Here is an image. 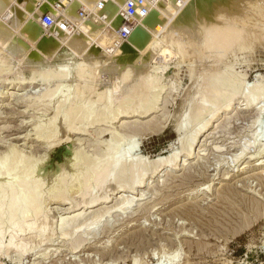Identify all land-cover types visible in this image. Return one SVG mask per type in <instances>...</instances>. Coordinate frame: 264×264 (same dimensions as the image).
Segmentation results:
<instances>
[{
  "label": "rangeland",
  "instance_id": "obj_1",
  "mask_svg": "<svg viewBox=\"0 0 264 264\" xmlns=\"http://www.w3.org/2000/svg\"><path fill=\"white\" fill-rule=\"evenodd\" d=\"M11 1H13L14 4H21V7L22 5L23 7L25 6V9L28 6L27 4L31 3L30 7L33 10V14L31 11V15H33L31 18H37L36 20L38 23L40 21V17L38 18L40 14L38 13L42 12V10H48L56 17H58V15H62L63 13V17H59L58 19L59 22L63 18H67L71 23L70 26L74 27L77 19L87 17V15L88 17H91L92 12L99 13L98 17L100 18V21L96 25L98 28L96 31L99 34L96 31L92 32L95 37H90L91 39L89 38L88 42L91 44L87 42L88 50L93 49L89 51L91 53H96L99 51L102 52L104 49L103 51L106 53L104 55H109L107 57H110L111 55V57L114 58L113 63L116 60L114 66L115 64L117 66L109 67L105 65L96 70V78H94L93 81L95 84H98H96L98 90H107L108 87L109 89H112L114 85L112 82H115L116 75L118 74L115 72L119 71L120 65L133 63V60L135 61V57L139 54L140 56L146 57L144 58V62H150L149 64L153 66L158 67L165 65V71H162L157 67H155V69L150 68L149 71V73H154L155 70L153 75L157 74L158 78L162 81L161 83L163 84L164 82L165 86L162 85L163 88H161V84L158 85L160 81L158 82L156 80V82L150 84L152 85L151 87L149 86L150 89L148 88V91L151 93L147 92V94H152L149 97H153L155 101H157L158 97L160 98H158L159 103H157L158 109L155 110L156 112H150L148 113L149 115L142 114V116L139 112V116H132L128 118H121V116H118L117 118H113L114 114H109V111L114 105H111L110 101L107 99V97H110L112 93L110 94V92H107L110 96L106 93L107 95L105 94L104 96L107 97L105 98L103 96L104 100L102 98V100L98 101L94 98L96 97L95 94L92 95V97L91 94L93 93H87L86 89H83L87 86L86 84L91 81V77L87 72H83L81 74L77 72V65L75 64L80 61V57L77 56V53L76 55L72 50L68 49L69 46L66 44V41L68 40H65L66 43L63 41L65 44L63 42L56 44V46L59 44L61 45V43L63 45H61L62 47L60 45L56 47V49L59 50H57L58 58H52V56L50 57V55H47L49 58L46 59L45 54L47 53L42 50V44L40 43L41 40L38 41V43H33L32 45L29 37H25V34H23V32H26L24 30V26L13 25L11 28L9 27L8 30V36L10 37L9 43L10 45H20L19 47L22 50L21 55L25 56V53L27 52L26 55L28 56H26V58L28 57V60L41 58L44 55V59L42 58V60L45 61L42 63H45L42 65L44 68L49 66L47 69H50L53 68V63L49 62L50 59L58 61L62 58L61 55L67 52L73 56L69 64V72L66 71L69 75L67 74L68 77L66 79L64 78V85L61 86V90L59 89L58 91L56 90L58 89V87L56 88V83L57 86L59 84L58 77H48L47 80H35L34 82L25 80L27 81L26 84L19 83V77L29 78L31 74V72H28L25 68L23 69L25 71L24 74L22 72V74L20 73L21 70L19 72H12L10 77L11 79H14V82L13 84L6 85L4 84L6 81L4 82L3 79L8 76V74H0L1 159H4L3 157L6 158V154H11L12 157L9 156V158L14 162L9 160L11 163H9V165L13 164L12 166L15 167L18 161L15 160V155L17 153H19L18 156L21 154L23 155L24 153L27 158L28 156L30 158L32 157L31 160L33 159V161H42L43 158L41 157L45 156L46 158L48 155L46 161L43 163V160L37 166L36 170L38 173L36 174V170L34 173L36 175L41 173L43 176L47 175L46 177L44 176L45 181L47 180L44 184V190L47 189L49 191L51 190L48 186H51L54 182L53 180L57 177L56 175L61 173V168H63L64 165L68 166L69 169L71 168L69 160L73 157L72 155H74L72 154L74 153L72 152V149H80V151L85 154L87 158L91 157L90 159L88 158V160L95 159L94 161L96 162H99L100 160L105 161L106 157H110L112 154L117 156L126 154L129 158L141 157L142 159L148 158L147 161H154L160 156H169L171 153L174 152L173 154H176L178 151V153H180L178 161L180 165L175 170L171 167L162 165L156 173V176L153 178H151V170H146L145 174L147 173V176L145 175L144 179H148V181L144 184V186L135 189L136 191L134 192H129L130 190L128 187H118L119 185L117 182L119 180L117 177H113L114 175L108 178L106 183L105 181H103L104 183H96L92 180V183L91 181L88 182L90 187L89 191L91 189L92 192L88 191L89 193H86L88 195L91 194V198H95L100 195H106V197L108 194V196L111 195L108 197V202L97 204L96 207L93 206V208H87L84 205L86 197L83 196H86V194H82L84 191H81L80 193V190L82 189L79 188L80 186H77L80 185L79 182H81V171L79 170L80 173L72 171L69 174L70 177H68L69 175L67 176V179L72 178V173H74L78 178L80 176L81 177L79 178V181H76V179L78 180L76 176H73L71 179L72 181H67L66 185L69 183L72 188L74 186V190L69 186V189H67L68 187L65 188L66 185H64V189L71 191L68 192L70 195L67 194L68 199L66 198V195L65 200H62L61 198L58 199V197L56 199L54 192H52V194L54 193L52 195L51 192L49 193L45 190V193L43 190L47 196L44 193V196L41 195L44 197V199L42 198V201H45L44 205L41 201L42 206L43 208L44 206L46 207L44 208L45 211H49H47L48 213L46 212L49 214V219L47 220L48 228L44 234L45 236H39L37 233H27L20 236V238L26 239V241L31 244L29 245L30 249L25 252V254H20L17 248L13 247L7 251V254H0V264H134L135 259L140 261H138L139 264H264V176H260L261 169L259 168L261 167L257 164L256 159H252V155L256 154L261 145L264 143V138L258 137L255 134L258 130L264 128V111L262 114L260 113V115L257 110L259 107L264 105V98L261 99V102L258 100L256 103L257 105L255 104L247 107L246 104L248 101L245 100L246 98H244L243 95L237 96V99L233 102L231 109L223 114H220V109H218L219 113L217 110V108L220 107V105H217V102L219 101L210 102L211 105L208 102V105L205 107L209 106L210 108L208 107V109H205L206 112H203V116L201 115L199 118L194 119H191L190 117L189 120L191 122L184 124L185 126L183 125V122H179L185 119V111L188 112L190 110L189 104H194L196 97L197 100L201 97L200 82L204 73H206V69L210 66L212 67V65H215L214 68L218 67L216 69L220 72H223L224 70L225 72L235 74L236 77L246 81L245 84L251 85L252 83H258L264 87V38L257 42V44L248 42L250 44H245V46L235 49V51L237 50L236 52H230L228 50L225 52L227 55H224L225 53H221L222 56L219 52L220 56H218V53L215 51L217 49L211 47L201 48V46L195 45L188 47V44L186 45L185 43L183 44L184 46H182V44L180 46L174 45L172 47V51L175 53L173 52V55L171 54L168 56V60L164 59L162 54H160L161 52L159 50H161V46H157L153 51L154 53L151 52L150 55L148 53L146 54V52H142V55L139 53V50L135 49V54H131L129 56L120 54L119 56L120 43L122 41H126L127 39L130 40L136 36V32L142 26L141 23H143L146 17L138 20L134 31L127 39L118 40L119 25L121 23L120 18L118 16L114 28L111 23H106L108 19L103 20L102 14L104 9H99V0L93 2V7H90V9L86 3L82 4L79 0H76L73 3H69L67 0H60L58 5L56 4L57 1L47 2L43 5V8L36 7L37 0ZM175 1L178 2L176 3L178 11L175 16H184L187 11L186 9H188L192 0ZM244 1L241 4V8L243 7L242 10L246 12H240L242 10H240L238 14L235 12L237 15L234 18L239 19L240 17L247 16L250 18V23H252V21L259 20L258 22L261 23L260 25L262 27L258 30L264 32V22H261L264 20V9H261L260 14H251L252 6L250 7L247 2L248 0L246 2ZM162 2L164 1L162 0ZM262 3H264V1H262ZM65 5H67V7L59 8ZM80 6H83L85 10L83 15L78 11L80 10ZM58 9L60 10L58 11ZM156 9L157 7L153 6L147 17L152 15ZM9 10L2 12V15L0 14V18L3 23L2 24L0 22L1 32H4V23L8 22L13 15V13ZM55 11H57V13ZM9 13L11 15H9ZM34 14L37 17L34 16ZM4 15L9 16L6 17ZM101 21L102 23H100ZM40 23L38 24L40 25V28H44ZM249 25L252 27V24ZM104 26L107 29L104 28ZM74 27L73 30L71 29L70 32H67V34L65 32L66 38L70 39L72 35H78V33L80 35V30L77 29L75 31ZM100 27L102 28L100 29ZM251 27H248L249 30L254 29ZM200 28H202L201 25L196 24L194 26V30H199V32H201ZM13 29L19 34L13 31ZM17 29L19 30L17 31ZM44 29L46 30V28ZM56 29L57 27L53 28L51 31L46 30L45 36H56V32L59 34L58 29ZM52 31H54V34H52ZM72 31H74V33ZM77 31L79 32L77 33ZM102 31L106 35L108 45H110V42L111 44L113 42L116 46L112 44L110 45L111 48L107 47L106 49L104 44L101 45L103 42L101 43L100 41L105 39V36H102L104 35L101 33ZM112 32L113 35L111 36ZM70 33L71 35H68ZM99 35L100 37H98ZM108 36H111L110 38L114 41L109 39ZM101 37L103 38L102 40L100 39ZM94 38L96 39V42L93 40ZM20 39L23 42H21ZM199 39H201V36ZM199 39V43L202 44V39ZM26 40L28 41L25 43ZM95 43L99 44L97 45ZM36 44H39L38 48ZM30 45H32V47ZM33 46H36V48ZM181 46L183 47L181 48L182 50L180 49ZM113 47L114 49H117L114 50ZM194 47H196V49ZM40 50L42 51L41 53ZM23 51L25 53H23ZM33 53L35 54V57H33ZM38 53L39 56L36 57V54L38 55ZM225 56L228 57L223 59ZM219 58L221 60L223 59L222 63H220L221 60ZM164 60H166V62H163ZM218 63L221 66L217 65ZM226 65H228L227 68L229 67L228 70ZM77 76L81 77L79 78ZM164 77L165 79H163ZM21 81H23V79ZM50 88H55L54 91H57L56 94L54 93V95H52L53 98L51 96H48L47 98L42 96L47 92V89L48 91H53V89ZM162 89L164 91H161ZM245 91L248 93L247 90ZM187 97L189 99L194 97L195 99H190L191 101L189 100V102L186 101ZM39 98L41 99L39 100ZM43 98H46L47 100L42 102ZM240 99H244L245 101H241ZM38 100L39 102H37ZM47 101L48 103H46ZM87 101L98 102L97 104L95 102V108H97L99 115L97 117L93 116L89 122L88 120H85V122L80 120L74 121L72 127L77 124L75 127L82 129L72 131L71 133L67 124L69 122L67 119L68 117L63 113H65V109L71 102L82 104ZM104 101L106 104H104ZM61 102L66 103L61 106ZM107 102L111 106L107 105ZM211 107L212 111L210 110L209 112L208 110L211 109ZM214 107H216V111L214 110ZM214 111L218 114L216 115ZM213 112L214 115L217 116V118H215V123L211 126V129H209L208 132H205L198 137L193 149V158L187 159L184 152L181 151L182 139L187 140L191 138L190 135L193 136V133L196 132L195 129L198 130L199 126L203 124V121L205 122V120L207 121V119L214 116ZM64 116L66 118H64ZM181 117H183V120ZM108 118H110L111 121H109L110 119ZM125 124H127V126L123 128V125ZM48 125L52 126V128ZM85 125L87 128H83ZM66 126H68V128ZM38 127H41L43 130L44 128L48 130L47 127H49V130L55 128L52 131L56 134L55 136H58L56 137L58 142L55 141V143L51 146L49 145L51 144L50 142H47L44 138L38 137L37 129H41ZM115 130L119 133L116 134ZM41 139L43 140L41 141ZM134 145L136 146L134 147ZM15 146L20 148L18 149ZM71 146L72 148H70ZM51 147L53 148L50 149ZM8 148H12L10 150H14L10 151ZM131 148L134 149L129 151ZM7 151L10 152V154H5ZM15 151H17V153ZM96 157L98 159L100 157L102 158L98 160ZM109 157L107 159L111 158ZM25 160L27 164H22L25 163ZM31 160H29L30 163ZM71 160L73 161V158ZM27 161V159H24V161L20 164L22 167L19 165L20 167L16 169H12L13 167L11 168V166L8 168L14 170V173L17 172L16 174L20 173L19 176H22L23 174L25 175V171L27 170L26 168L30 165ZM1 162L2 161H0V163ZM61 165L63 166L61 167ZM148 165L155 167L151 164ZM24 167L25 169H23ZM21 169H23V172L18 171ZM13 178H15V176ZM128 180L127 184L131 182V175ZM90 184H92V186ZM48 193L50 194V197L52 195L51 198L48 196ZM90 197L88 196L87 199H90ZM127 199H132L134 202H126V206L130 207L124 208L123 210L119 209V207L125 205L123 201H127ZM81 200L83 203H81ZM108 208H110L111 214L109 212L105 213ZM74 212H80L82 216L80 221L75 223V225H79V227L82 228V230L78 233V236L75 238L80 239L83 242L77 249L72 248L71 240H69L72 237H75L76 234L72 237L71 235L66 237L63 235L61 229L63 219L70 216ZM95 214H103V216L100 217V223H97V225H95L96 223L94 221L92 223L90 221L92 220L91 217L95 216ZM86 221H88V223ZM83 222L85 223L83 224ZM47 230H49V232H47ZM9 236L10 234L6 233V236L4 237L5 243L8 242L10 238ZM44 251L46 252L44 253Z\"/></svg>",
  "mask_w": 264,
  "mask_h": 264
},
{
  "label": "bare ground",
  "instance_id": "obj_2",
  "mask_svg": "<svg viewBox=\"0 0 264 264\" xmlns=\"http://www.w3.org/2000/svg\"><path fill=\"white\" fill-rule=\"evenodd\" d=\"M95 1L96 0H79V2H81L82 4L86 3L87 6H89V9H90V7H93L92 5H93V2H95ZM163 1L164 2L160 1L159 3H157V5H155L157 7V9L154 10V13H152V15H150L144 19L143 23H141L142 26L138 29V31L135 34L136 36H134V37L132 36L133 37L132 39H130V40L127 39L126 41H122L120 43V50L118 48L119 56H120V54H123L125 56L135 54L136 53L135 49L139 50V53H141V54H142V52H144V53L146 52V54L148 53L150 55V53L153 52L157 46H161L160 47L161 50H159L161 52L160 54H162L164 59L168 60L167 57L170 56L171 54L173 55V52H174V51H172V47L174 45L180 46L181 44H182V46H184L183 45L184 43L186 45L188 44V47H192L193 45L201 46V48L202 47H205V48L211 47V48L217 49V50H215L217 53L219 52L220 54L221 53L224 54L228 50L230 52L231 51L236 52L237 50L235 51V49L241 48V47L245 46V44L247 45V44H250L251 42L253 44H257V42L261 41V39L264 38V32H262L261 30H258V29H261L260 27H262L260 25L261 23L258 22L259 20L252 21V23H250V18L247 16L240 17L239 19L234 18V17H236L238 12L240 10H242L243 7L241 8V4L244 0H192L190 3V6L188 7V9H186L187 11H186L184 16H178V15L175 16L177 11H178V7L176 4L178 2H176L175 0H163ZM246 1H244V2H246ZM262 1H264V0H248L247 1L249 3L250 7L252 6V13L251 14H253V13L260 14L261 9H264V3H262ZM27 5H28L27 6L28 9L27 8L25 9L24 8L25 6L23 7V5H22V7H21V4H19V5L14 4L13 1H11V0H0V14L6 10H9V9H10L9 11L11 13H13V15L11 16L9 21L7 19L8 22L4 23V28L2 26L4 32H1V29H0V74L1 73L8 74V76L4 77V79H3L4 82L6 81V83H4V84H6V85L13 84L14 79H11L10 74L12 72H19L20 70H21L20 73L22 72L24 74L25 71L23 69L26 68V70L28 72H31V74H30L29 78L28 77H21V78L19 77L20 81L23 79V81H21V82L19 81V83H25L26 84L27 81L34 82L35 80H43V79L47 80L48 77H58L59 78L58 86L56 83V88L58 87V89H56V90L58 91L59 89L61 90V86L64 85V82H63L64 78L66 79L69 75V73H68L69 72V64L71 62L73 55L71 56L70 54H68V52L65 54H62L61 55L62 58H60L58 61H56V60L54 61V59L53 60L50 59L49 62L53 63L52 64L53 68L47 69L49 66L47 68H44L42 65L45 63V62L42 63L43 61H45V60H42L44 55H43V57L40 56L41 58H34L33 60H31V59L28 60L27 59L28 57L26 58V56H28V55H26L27 52L25 53L23 51V53H25V56L21 55L22 50L19 47L20 45L19 46L10 45V43H9L10 37L8 36L9 27L11 28L13 25H21L22 27L24 26V30L26 31L25 33L23 32V34H25V37L26 36L29 37V40L31 41L32 45H33V43H38V41L41 40L40 43L42 44V48H43L42 50H44L47 53V54H45L46 59L49 58V57H47V55H50V57L52 56V58L53 57L58 58V56H57V50L58 49H56V47H58L60 44L58 46H56V44L59 42H63V41L65 42V40H68V41H66L67 43L65 42L66 44H68L67 46H69L68 49L72 50L75 54L77 53L78 55L77 54L76 55L78 57H80V61H78V62L75 61L76 64L74 63L75 65H77V67H76L78 70L77 72L79 74H81L83 72H87L90 74V77H91V81L88 84L85 83L87 86L83 89H86L87 93H93V94H91V96L95 94L96 97H94V98L98 101L102 100L103 96L107 92H110V94L112 93L111 96L107 93L108 96H110V97H107V96H104V97L105 98L107 97V99L110 101V104L114 105L111 107V109L109 111V114H114L113 118H117L118 116L119 117L121 116V118L122 117L128 118V117H132V116H139L138 115L139 112L141 113L140 114L141 116H142V114L149 115L148 113H150V112H156L155 110L158 109L157 103H159L158 101L160 98L158 97L159 99L157 98V101H155L153 97H149L152 94L148 95L147 92H150V91H148L150 89V87L152 86L150 84L156 82V80L158 82L160 81L159 83L158 82L157 83H158V85L161 84L160 85L161 88H163L162 85H164V82H163V84L161 83L162 81H161V79L158 78L157 74L153 75L155 73V70H154V73H152V72L149 73L150 68L155 69V67H157V66H153V65L149 64L150 62L149 63L144 62V60H145L144 58H146V57L140 56V54L139 55L136 54L137 57H135V61L133 60V63L121 64L119 71H117L115 69L117 71L115 73H118V74L116 75L115 82H112V83H114L113 87L111 86L112 89H109V87H108L109 90L108 89L107 90H98L97 89L98 84L96 83L97 84L96 85L93 81L94 78H96L95 77V74H96L95 72H97L96 70H98V68L105 66V65L109 66V67L117 66L116 64L114 66V63H116V60L113 63L114 58H112L111 55H110V57H107L109 55H107V56L104 55V54H106L105 51H103L104 49L103 50L101 49L102 52L99 51L96 53H93V52L91 53L89 51V50H93V49L88 50L87 42L89 41L90 37H92V38L95 37L92 32H95L96 29H98L96 26L97 23H99V21H100V18L98 17L99 16L98 12H92L91 17L90 16L88 17V15H87V17L77 19V21L75 22L76 23L75 27L70 26L66 30H64L60 26H56L58 31H59V34H58V32H56L58 35L56 34V36L53 35V37H48V36L46 37L45 36L46 30L44 28H40V25H38L40 23V21L38 23V21L36 20L37 18L36 19L31 18L33 16V15H31V11L33 14V10L30 7L31 3L27 4ZM52 7H54V6H52ZM82 7L83 6H80V9ZM59 10L60 9H58V11ZM55 12L57 13V11H55ZM235 12H237V14H235ZM240 12H244V11L242 10ZM247 12H248V10H247ZM5 13H3V14H5ZM58 13H60V12H58ZM103 13L108 17V21L106 23H111L113 25L112 27L114 28L115 23L117 22L116 14H114L115 10L114 9H104ZM9 15H11V14L9 13ZM9 15H7V16L4 15V16L8 17ZM29 15H30V17H29ZM34 16H36V15L34 14ZM39 17L40 16H38V18ZM119 18H120V22H121L119 25V28H120L124 25V17L119 16ZM0 22L2 23L1 18H0ZM261 22L263 23L264 20ZM1 23H0V25H1ZM72 23H73V21H72ZM100 23H102V21ZM196 24L202 26V28H200L201 32H199V30L197 31L196 29L194 30V26ZM249 24H252V27ZM105 26H104V28L107 27V26L106 27ZM73 27H74L75 31L77 29L80 30V35L78 33L79 31H77L78 35H72L71 38L69 36L70 39L66 38L65 32L67 34V32H70L71 29L73 30ZM102 27H100V29ZM248 27H251L254 29L249 30ZM18 30L19 29H17V31ZM13 31L16 32V30H14V29H13ZM49 31H51V30H49ZM53 32L54 31H52V34H54ZM72 32L74 33V31H72ZM16 33H18V32H16ZM101 33L104 34L103 31ZM23 34H22V36H23ZM91 34H93V35H91ZM68 35H71V33ZM112 35H113V32H112L111 36ZM102 36L103 37L105 36L104 37L105 39L103 41H100L101 43L103 42L102 44L101 43L100 44L101 45L104 44V47L106 46L105 47L106 49H107V47L111 48L110 45H112L113 42L111 44V42L109 41L110 45H108V41L106 40V35L104 34ZM111 36H108V38L111 39L110 38ZM200 36H201L202 40L199 39ZM98 37H100V35ZM112 38H114V37H112ZM100 39L102 40L103 38L101 37ZM198 39L201 40L202 44L199 43ZM93 40L95 41L96 39L94 38ZM111 40H113V39H111ZM27 41L28 40H26L25 43ZM21 42H23V41L21 40ZM248 42H250V43H248ZM88 43H90V42H88ZM11 44H12V42H11ZM95 44H97V43H95ZM117 44H119V43H117ZM32 45H30V46L32 47ZM36 45L38 48L39 44H36ZM61 45H62V43H61ZM113 45H115V44H113ZM91 46H89V47H91ZM182 46L180 47V49L183 48ZM34 48H36V46ZM194 48L196 49V47H194ZM113 49H114V47H113ZM115 49H117V48H115ZM37 52H38V50H37ZM41 52L42 51L40 50V53ZM111 52H113V51H111ZM234 52H232V53H234ZM107 53H108V51H107ZM219 53H218V56H220ZM79 54H80V56H79ZM116 54H118V53H116ZM32 55H33V57H35L34 53ZM180 55H181V53H180ZM224 55H227V53H225ZM30 56H31V54H30ZM37 56H39V53H38V55L36 54V57ZM221 56H222V54H221ZM121 57H122V55H121ZM227 57L225 56V57H223V59L227 58ZM198 59H199V57H198ZM223 59L222 60L220 59L221 60L220 63L223 62ZM119 60H120V58H119ZM129 60H130V57H129ZM166 60H164L163 62H166ZM228 60H229V58H228ZM218 62H219V60H218ZM46 63H48V62H46ZM215 64H216V62H215ZM217 65H219V63ZM224 65H225V63H224ZM164 66L165 65H161V66H158L157 68L162 70V71H165ZM214 66L215 65H212V67L210 66L208 69H206V71H205L206 73H204L203 77L200 73V75L202 77V80L200 82L201 97H199L198 100H197V97H196V99L194 98L195 96L192 97V99L190 98L191 100H193V98H194L195 102L193 101L194 102V104H192L193 106L191 104H189L190 110L189 111L187 110L188 112L185 111V115L183 114L185 116V117L183 116L185 119L183 120V117H181L183 121H179V122H183V125L191 122L189 120L190 117H191V119L192 118L193 119L199 118L202 114H204L206 112L205 109H208V107H209V106L205 107L206 105H208L207 104L208 102L210 103V102L219 101L220 103L219 102H217L218 104L216 103L218 106L220 105V107L217 106L218 107L217 110L220 109V114H223V113L228 112L231 109L233 102L235 101V99H237V96L243 95L244 98H246L245 100L248 101V103L246 104L247 107L251 106V105H255L258 100L261 102V99L264 98V87L261 86L260 84H258V83H252L251 85L245 84L246 81H244L243 79H241L239 77H236L235 74L225 72L224 70H223V72H225V73L220 72L216 69L218 67L214 68ZM219 66H221V65H219ZM227 66L228 65H226V68H227ZM166 69H167V67H166ZM228 69H229V67L227 68V70ZM231 69H233V68H231ZM66 71H68V72H66ZM160 74H161V72H160ZM77 77L80 78L81 76H77ZM242 78H244V77H242ZM163 79H165V77ZM25 80H27V81H25ZM87 81H85V82H87ZM199 86H198V88H199ZM157 87H159V86H157ZM48 89L44 95H42V94L41 95L47 98L48 96L52 97V95H54V93L56 94V92H57V91H54L55 88L54 89L50 88V89H53V91L52 90L48 91ZM245 90H247L248 93H246ZM161 91H164V90L162 89ZM76 92H77V89H76ZM199 93H200V91H199ZM157 94H158V92H157ZM24 95H25V93H24ZM46 98H43L42 102L47 100ZM94 98H92V99H94ZM40 99L41 98H39V100ZM186 99H187L186 101L190 100L188 97ZM39 100L37 102H39ZM103 100H104V98H103ZM240 100L243 101L244 99L243 100L240 99ZM61 101H62V98H61ZM65 101H67V100H65ZM68 101H69V99H68ZM105 101H106V99H105ZM87 102L82 103V104L71 102L67 108L65 106L66 111L63 114L68 117L67 119L69 120L70 123L67 121L68 122L67 124L69 126V130L71 131V133H72V131L82 129L79 127L78 128L75 127V125H77V124H75L72 127V124L74 121L80 120V121L85 122V120H88V122H89L90 119L93 118V116L97 117L99 115V113L97 112V108H95V102L96 101L95 102H88V103ZM193 102H191V103H193ZM260 102H258V103H260ZM46 103H48V101ZM61 103H62L61 106H63V104H65L66 102H61ZM97 103L98 102H96V104ZM38 104H40V103H38ZM104 104H106V102ZM110 104L107 102V105H110ZM216 104H214V105H216ZM210 105H211V103H210ZM212 106H213V104H212ZM86 107H87V109H86ZM215 109H216V107H214V110ZM210 110L212 111V107L208 111L210 112ZM257 110L259 111V112L257 111L258 114H260V113L262 114V112L264 111V105L259 107ZM63 112H64V109H63ZM214 112H213V115H214ZM215 113L217 115L219 113V110H218V113L217 112H215ZM65 116H64V118H66ZM215 118H217V116L214 115L210 119H207V121L206 120H205V122L203 121V124L200 125L201 127L198 125L199 126L198 130L195 129L196 132L193 133V136L190 135L191 138H189L187 140L182 139V150L181 151L184 152L187 159L193 158V153H194L193 149H194V145H195L196 141L198 140V137L201 134L208 132L209 129H211V126L215 123ZM108 119H110V118H108ZM57 121H59V120H57ZM109 121H111V119ZM124 123H126V122H124ZM48 126H50V125H48ZM68 126H66V127L68 128ZM126 126H127V124L123 125V128ZM50 127L52 128V126H50ZM80 127H82V126H80ZM85 127H86V125L83 128H85ZM38 128H41V127H38ZM47 128H48V130L45 128H44V130L42 128H41L42 130L37 129V135L40 138H44L47 142H50L51 144H49V145L52 146V144H54L55 141H57L56 137H58V136H55L56 134H54V131H52L55 129L54 127H53L54 129H51V130H49V127H47ZM55 133H56V131H55ZM118 133L116 131V134H118ZM255 134L258 137L264 138V128L258 130ZM60 139H61V137H60ZM42 140L43 139H41V141ZM135 146L136 145H134V147ZM15 147L18 148L17 146H15ZM137 147H138V145H137ZM12 148H10V149H12ZM52 148L53 147H51L50 149H52ZM70 148H72V146ZM132 149H134V148H131V150H129V151H132ZM13 150H10V151H13ZM72 150H73L72 152H74V153H72V154H74V155H72L73 161L71 160L72 158L70 159L71 162L69 160V165L71 168L69 169L68 166L61 165V167L63 166V168H61V173L56 175L57 177H56V179L53 180L54 181L53 184L51 186H48L51 191L45 189L49 193L51 192V194H52V192H54L55 194L54 193L53 194L55 195L56 199L58 197V199L61 198L62 200L63 199L65 200V195L67 196V194H69L68 192H71V191H67V189H69V187H71V185L69 183H68V185H66V183L68 180H71L73 178V176H76L74 173H72L73 174V176H71L72 178L67 179L68 177H70L69 174L72 171H74V172L76 171V173L79 172V170L81 171V173L80 172L79 173L82 175V177L79 174H77L78 176L81 177V180L79 179L80 177L78 178L76 176L78 178V180L76 179V181H79V180L81 181V182H79L80 185H77V186H80L79 188L82 189V190H80V193H81V191H84V192H82V194L83 193L86 194V193H89L91 191V189L89 191L90 187L88 185L89 184L88 182L91 181V183H92V180H94L96 183L97 182L101 183L103 181H105V183H106L107 179L112 177L113 175H114L113 177H117V179L119 180L118 182L116 181L119 185L118 187H122V188L128 187V189L130 190V191L128 190L129 192H134V191H136L135 189H137L141 186H144V184H146V182L148 181V179L147 180L144 179L145 175L147 174V173L145 174L146 170H149V169L151 170V172H152L151 178H153L154 176H156V173L158 172V170L160 169V167L162 165H165L167 167H171L173 170L177 169V167H179V165H180L178 162L179 157H180V155H179L180 153H178V151L176 154H173L174 153L173 152L169 156H160L157 159H155L154 161L150 160L153 162L147 161L148 158H146V159L143 158L144 159L143 160L141 157H137V158L131 157L132 158L131 159V158L127 157L126 154H123L120 156L112 154L110 156L111 158L108 156L110 159H107L108 157H106L105 161L100 160L99 162L98 161L96 162V161H94L95 159L94 160H88L89 157L87 158L85 156V154H83L80 151V149L79 150L72 149ZM15 152L17 153V151H15ZM20 152H22V151H20ZM6 153L10 154V152H8V151L5 152V154ZM263 153H264V143L261 145L258 152L256 154L252 155V159H256L257 164L261 167V168H259V169H261L260 176H264ZM18 154L19 153H17L15 155L16 159L13 158L16 161L18 160L15 167L12 166L13 164L9 165L10 161L11 162L13 161L12 159L9 158V156L12 157L11 154L10 155L6 154L5 156H7V157L6 158L3 157L5 160L1 159L2 156H0V159H1L0 161H2L0 163V254H2V253L7 254L8 253L7 251H9V249H11L13 247H16L20 254H25V252H27L30 249L29 245H31V244H29V242H27L26 239L20 238V236L25 235L27 233H37L39 236H43L46 232V229L48 228L47 227V225H48L47 220L49 219L48 218L49 214H47V213L49 211L48 210H47L48 212L45 211L44 208H46V207L44 206V208H43V206H42V202H43L42 198L44 199L43 196L46 193V191L44 190V184L46 183L47 180L45 181V179H44L45 175L44 176L41 175L42 174L41 172H40L41 174L36 175L38 173V171L36 170L37 166L43 160H44L43 161V163H44L46 161V158L48 155L46 154L47 155L46 158H45V156L41 157V158H43L42 161L41 160H34L33 161V159L31 160L32 157L30 158L28 156V158H30V159H28L24 153H23V155L21 154L20 156H18ZM13 157H14V155H13ZM17 158H20V159H17ZM100 158H102V157H100ZM24 159H27L28 163H30L29 160H31V163L28 166V168H26L27 170L26 171L24 170L26 172L25 175L22 173L23 175L19 176L20 173L16 174L17 172L14 173L13 172L14 170H12V169H16L20 166L22 167V165H20V164L24 161ZM96 159H98V158L96 157ZM104 159H105V157H104ZM22 164H27L26 160H25V163H22ZM61 164H62V162H61ZM148 164H151L152 166L154 165L155 167H151ZM9 166H11V168L12 167L13 168L9 169L10 168ZM46 167H47V165H46ZM23 169H25V167ZM23 169L18 170V171L23 172L22 171ZM35 170L37 171L36 174L34 173ZM15 171H17V170H15ZM44 174H46V173H44ZM130 175H131V182L127 184V180L130 177ZM14 176H15V178H13ZM71 181H69V182H71ZM94 181H93V183L95 184ZM109 183H111V182H109ZM125 183L127 184V186ZM64 185H66L65 188H67L68 186L69 187L67 189H64ZM90 185L92 186V184H90ZM103 187H105V186H103ZM73 188H74V186H73ZM43 190L45 193L43 192ZM73 190H72V193H73ZM117 190H118V188H117ZM112 191H113V189H112ZM78 192H79V189H78ZM41 195H43V196H41ZM45 195L47 196V194H45ZM52 195H51V197H52ZM87 195L88 194H86V196H83V197H86V200L84 199L85 200L84 205L87 208L88 207L93 208V206L96 207L97 204H100L103 202H108V200H109L108 197L111 196V195L108 196L109 195L108 194L107 197H106V195L105 196L100 195L98 197L91 198L90 197L91 194H90V195H88L90 197V199H87V197H88ZM93 195H94V193H93ZM141 195H142V193H141ZM48 196L50 197V194ZM66 198L68 199V196ZM44 202H43V205H44ZM126 202H128V203L132 202L133 203L134 201L132 199L131 200L127 199V201L126 200L123 201V203L125 205L119 207V209L123 210L124 208L130 207V206H126ZM81 203H83V201ZM106 212H109L111 214L110 208H108L105 211V213ZM103 214H101V215L95 214V216L91 217V219H92V220H90L91 223L94 221L96 223L95 225H97V223L99 224L101 221L100 217L103 216ZM81 217L82 216H81L80 212H74L70 216L64 218L62 221L61 229H62L64 236L68 237L71 235V237H72L73 235L76 234L75 237H72L71 239H69V240H71V244H72L73 249H77L83 243L80 239H75L78 236V233L82 230V228H80L79 225H75V223L77 221H80ZM83 217H84V215H83ZM86 222L88 223V221H86ZM84 223L85 222H83V224ZM47 232H49V230H47ZM6 233L10 234V236H9L10 238H9L7 243L4 242L5 241L4 237L6 236ZM52 234H53V232H52ZM34 243H33V245H34ZM45 252L46 251H44V253ZM174 260H175V258H174ZM138 261L139 260L135 259L134 264H139L140 261L139 262Z\"/></svg>",
  "mask_w": 264,
  "mask_h": 264
},
{
  "label": "built area",
  "instance_id": "obj_3",
  "mask_svg": "<svg viewBox=\"0 0 264 264\" xmlns=\"http://www.w3.org/2000/svg\"><path fill=\"white\" fill-rule=\"evenodd\" d=\"M57 1L56 4L59 3L60 0H37V7L43 8V5L47 2ZM69 3H73L76 0H67ZM162 0H99L98 6L100 10L103 9H114L116 17L123 16L124 17V25L119 28L118 31V40L127 39L131 33L134 31L135 26L138 23L139 19H143L147 17L151 8ZM67 7V5L59 8ZM82 15L85 13L84 8L82 7L78 10ZM40 14V22L46 30H53L56 26H60L62 29L66 30L70 27V22L67 18H63L61 22H59V17H63L62 15H58V17L54 16L48 10H42ZM103 20L108 19L107 16L102 14Z\"/></svg>",
  "mask_w": 264,
  "mask_h": 264
}]
</instances>
